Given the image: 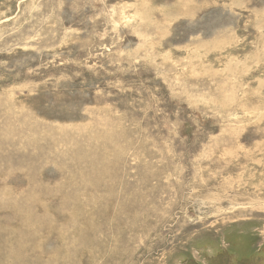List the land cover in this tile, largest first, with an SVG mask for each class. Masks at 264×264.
<instances>
[{
    "label": "rangeland",
    "instance_id": "1",
    "mask_svg": "<svg viewBox=\"0 0 264 264\" xmlns=\"http://www.w3.org/2000/svg\"><path fill=\"white\" fill-rule=\"evenodd\" d=\"M0 264H264V0H0Z\"/></svg>",
    "mask_w": 264,
    "mask_h": 264
}]
</instances>
